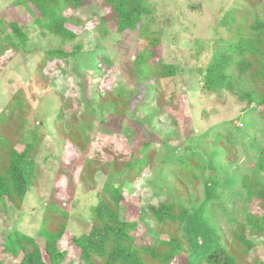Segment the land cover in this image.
<instances>
[{"label": "rangeland", "instance_id": "374dc122", "mask_svg": "<svg viewBox=\"0 0 264 264\" xmlns=\"http://www.w3.org/2000/svg\"><path fill=\"white\" fill-rule=\"evenodd\" d=\"M20 1L0 0V42L10 34L8 24L12 20L29 35L27 47L0 70V114L15 95L21 94L28 112L26 130H37L41 142L35 155V183L19 209L0 217V236L16 230L38 237L46 208L55 196L69 215L59 246L69 252L70 259L75 258L78 250L72 245V237L90 230L91 208L97 204L103 186L112 182L128 196L120 205L121 219L138 222L144 239L159 233L148 210L150 205L180 201L189 208L179 228L173 225L161 233V237H168V231L178 230L185 238L177 264H207L205 258L214 250L233 246L240 224L253 243L245 261L264 262V232L253 235L245 215L246 211L264 215V201L248 198L242 187L243 178L253 175L264 145V121L254 107L246 106L232 92L222 96L204 92L199 78V70L209 62L213 50L233 38L231 30L238 24L249 26L255 15L264 18V0H144L150 9L143 17L144 28L125 32H118L115 23L107 21L102 0H93L71 14L87 21L85 29L68 25L77 34L73 41L43 33L28 11L17 7ZM145 29L159 42L156 56L164 64L177 67V76L145 75L144 66L137 61L148 48ZM50 49H62L70 56L55 60L40 72L39 63ZM114 91L131 99L136 93L142 99L129 109L123 124L115 118L113 106L97 105L103 100L102 93ZM72 100H82L77 104L81 115L73 129H84L89 137L84 151L56 124L58 111ZM118 129L129 137L128 149L136 157L144 143L154 147L150 172L137 177L134 184L125 175L109 171L107 164L117 158L111 146L102 144L104 155L100 157L92 143H102ZM191 138L194 142L189 141ZM188 146L200 147V162L206 165V173L196 189L184 181L185 186L181 182L178 190V170ZM91 157L94 161L87 167ZM184 188L186 202L178 197ZM55 217L63 219L61 214ZM0 260L3 264L16 263L4 252L1 242Z\"/></svg>", "mask_w": 264, "mask_h": 264}, {"label": "trees", "instance_id": "16d2710c", "mask_svg": "<svg viewBox=\"0 0 264 264\" xmlns=\"http://www.w3.org/2000/svg\"><path fill=\"white\" fill-rule=\"evenodd\" d=\"M92 3L93 0H21L17 7L20 10L25 8L33 17V23L43 33L52 34L63 41H73L77 34L68 25L85 29L87 21L76 19L71 14ZM101 6L107 12V21H113L118 32L144 28L143 17L150 14L144 0H102ZM8 26L10 34L0 42V70L4 63L14 58L21 49H25L29 41L27 31L18 21L12 20ZM231 34L233 38L226 41L221 48H215L209 62L200 68L201 88L206 93L219 96L232 92L246 106L254 107L264 121V18L255 15L253 23L249 26L238 24L237 29L231 30ZM144 38L148 48L138 56L137 61L139 66H144L145 75L158 73L166 78L177 76V67L164 64L156 56L155 49L159 42L153 33L145 29ZM69 56L62 49H50L46 51L38 69L44 72L48 64L55 60H68ZM102 57L110 65L109 60L103 55ZM102 95L103 100L97 105L107 103L113 106L115 118L122 124L127 119L129 109L142 100L136 93L132 99L121 96L118 91ZM81 102L82 100H72L66 107L63 106L56 116V124L62 132L67 131L72 144L84 151L90 139L84 129L78 132L73 129L81 115L77 105ZM25 105L24 97L21 94L15 95L8 103L6 111L0 114V217L9 215L11 209L21 207L36 179L35 155L41 138L37 130H26L28 112ZM189 141L194 142L192 138ZM128 142L129 137L119 129L113 136H105L102 143L92 141L95 152L100 157L104 155L102 144L106 148H113L117 158L113 157L107 164L109 171L114 175H125L134 184L138 181L137 177H146L150 172L154 147L150 143H144L140 155L136 157L128 149ZM19 146L21 147L18 148ZM199 150V146L186 148L187 157L178 170V190L184 181H188L190 189H196L204 178L206 165L200 162L203 154ZM121 154L123 157L119 163ZM93 161L94 157L87 159V167ZM183 185L185 186V182ZM242 187L248 198L264 201V145L253 175L243 178ZM182 191L183 193H177L178 197L186 202L188 193L185 188ZM127 198L126 192L118 184L110 182L103 186L98 193L97 204L91 208L90 230L72 237V245L78 250L75 258L70 259L69 252L59 246L66 232L69 215L58 204L55 196L46 208L38 237L13 230L0 236V242L4 252L16 261L15 264H177L183 254L185 238L183 239L178 230L168 231V237H161V233L162 229L169 230L173 225L179 228L185 222L189 208L180 201L150 205L148 210L159 233L155 237L149 235L144 239L139 234L138 222L125 221L120 217V205ZM55 214H61L63 219H57ZM245 215L247 224L251 227L250 232L253 235L262 234L264 215L258 216L247 211ZM252 249L253 243L246 237L244 225L240 224L234 232L233 246L230 249L214 250L205 261L207 264H250L245 259ZM0 264H3L2 260ZM255 264L264 262L255 261Z\"/></svg>", "mask_w": 264, "mask_h": 264}]
</instances>
